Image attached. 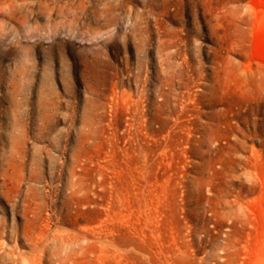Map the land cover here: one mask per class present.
<instances>
[{
    "label": "rangeland",
    "instance_id": "rangeland-1",
    "mask_svg": "<svg viewBox=\"0 0 264 264\" xmlns=\"http://www.w3.org/2000/svg\"><path fill=\"white\" fill-rule=\"evenodd\" d=\"M0 264H264V0H0Z\"/></svg>",
    "mask_w": 264,
    "mask_h": 264
},
{
    "label": "bare ground",
    "instance_id": "bare-ground-1",
    "mask_svg": "<svg viewBox=\"0 0 264 264\" xmlns=\"http://www.w3.org/2000/svg\"><path fill=\"white\" fill-rule=\"evenodd\" d=\"M9 4V3H8ZM7 5V4H6ZM11 5V4H10ZM10 7V6H9ZM75 17H77V15L75 16Z\"/></svg>",
    "mask_w": 264,
    "mask_h": 264
}]
</instances>
